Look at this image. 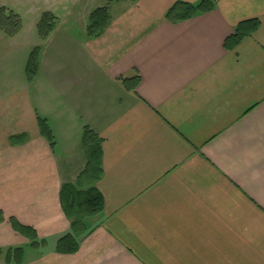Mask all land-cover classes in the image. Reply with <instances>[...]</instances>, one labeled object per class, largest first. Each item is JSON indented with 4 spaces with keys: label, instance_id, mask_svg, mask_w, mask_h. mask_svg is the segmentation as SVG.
<instances>
[{
    "label": "crops",
    "instance_id": "0c3cea01",
    "mask_svg": "<svg viewBox=\"0 0 264 264\" xmlns=\"http://www.w3.org/2000/svg\"><path fill=\"white\" fill-rule=\"evenodd\" d=\"M177 1L201 0L113 1L96 38L88 15L64 22L75 0L50 10L44 39L39 20L10 37L0 29V250L22 248L21 264H264V0H213V11L170 24ZM247 20L257 30L225 49ZM85 128L102 140V170L82 186L103 208L74 234L60 190L85 169ZM9 218L45 246L29 247ZM68 233L79 249L59 254Z\"/></svg>",
    "mask_w": 264,
    "mask_h": 264
},
{
    "label": "trees",
    "instance_id": "16d2710c",
    "mask_svg": "<svg viewBox=\"0 0 264 264\" xmlns=\"http://www.w3.org/2000/svg\"><path fill=\"white\" fill-rule=\"evenodd\" d=\"M116 0H109L113 2ZM134 1V0H133ZM214 10L213 0H201L197 4H188L177 1L166 12L165 20L170 24L191 19ZM55 17L49 13H43L38 23V32L44 39L53 29ZM110 23V14L107 6L93 10L87 21L86 33L89 38L99 37L104 33ZM259 22L257 20H247L239 23L234 29L233 34L224 42V48L233 50L243 39L249 37L257 30ZM21 27V20L18 15L5 8H0V29L9 37L14 36ZM39 48H35L29 55L26 65L27 80L31 82L39 67ZM135 86L139 82V77L133 79ZM132 81V82H133ZM128 79H122V83L128 86ZM39 131L41 136L48 142L51 149L55 146V140L51 130L44 119L38 118ZM24 137H15L10 139L12 144H20ZM101 143L102 140L90 129L85 128L82 137V148L86 157V166L80 174L78 182L75 185H62L60 190V203L65 217L70 221L72 233H80L85 230V219L98 215L103 208V198L93 184L84 188L82 185L84 179L90 178L93 181L99 179L101 175ZM3 221L0 212V222ZM12 229L29 241V247L37 249L45 246L44 240H39L35 231L26 226L20 225L14 218L8 219ZM72 233H68L58 240L56 252L59 254H75L79 249V243L75 240ZM5 264H21L23 259L22 248H9L0 250V260Z\"/></svg>",
    "mask_w": 264,
    "mask_h": 264
},
{
    "label": "rangeland",
    "instance_id": "374dc122",
    "mask_svg": "<svg viewBox=\"0 0 264 264\" xmlns=\"http://www.w3.org/2000/svg\"><path fill=\"white\" fill-rule=\"evenodd\" d=\"M58 3L59 0H0V8H5L18 15L27 29H30L32 27L31 25L38 20L40 21L43 13L50 12ZM105 6L110 8L111 12L116 7L109 0H75V4H73L72 10H70V16H67L68 13H65L63 20L65 22L67 18L68 20L66 22L72 21V23L79 25L93 10ZM69 17L74 19L71 20ZM76 27L78 28V26ZM4 50H7V46L0 42V54H3ZM2 262L0 263L2 264Z\"/></svg>",
    "mask_w": 264,
    "mask_h": 264
}]
</instances>
